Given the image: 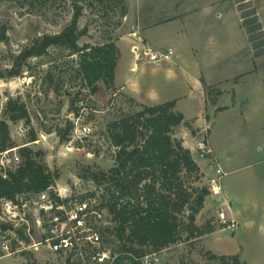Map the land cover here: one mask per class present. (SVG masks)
<instances>
[{"label": "rangeland", "instance_id": "374dc122", "mask_svg": "<svg viewBox=\"0 0 264 264\" xmlns=\"http://www.w3.org/2000/svg\"><path fill=\"white\" fill-rule=\"evenodd\" d=\"M224 1L216 12L225 11L229 6L231 11L239 9L247 34L220 30L223 25L234 27L233 13L226 16L228 19L217 21L215 12L203 23L200 38L192 31L189 40L188 37L184 42L181 40L187 48L190 66L202 69L214 82L229 79L218 86L210 85L222 91L216 105L207 97L203 118L209 121L212 116L211 130L209 127L196 130L195 120H190L174 134L182 140L187 134L184 145L192 150L195 160L205 170L204 185L209 187V179L215 175L214 157L227 172L222 180V194L209 195L197 218L198 225L213 220L218 232L192 240L185 239L184 234L177 243L156 252L159 261L154 264H222L210 256L211 252L239 254L240 260L241 257L245 260L243 264H264V72L259 71L252 77L249 74L256 62L264 66V0ZM75 4L84 5L80 25L88 27V34L79 41L81 45L101 44L110 39L117 43L124 38L120 42V79L124 77L130 84L155 80L157 64L140 62L139 68L132 70L136 54L125 38L133 39L132 46L143 43L159 48L145 38L144 31L147 29L154 34L165 31L163 28L170 25L168 21L176 12L171 0H126L128 14L125 17L117 6L106 0H0V27L7 26L6 39H0V69L11 68L14 56L35 37L60 33L71 21ZM163 41L166 47L180 46L169 37ZM78 59V55L71 54L66 47H52L48 55L32 59L30 68L22 75L0 78V120L7 118L5 109L9 98L24 102L30 115V123L9 121L15 152L21 157L20 148L25 146L35 152L43 151L38 160L56 174L54 185L63 192L71 187L82 191L97 185L90 173L107 171L115 164L116 147L109 138L108 124L146 105L120 85L107 88L103 81L96 94L90 93L76 71ZM48 72H52L53 81L42 80ZM235 81L240 83L236 101L233 100L234 87L231 88ZM178 91L180 95L187 94L185 88ZM212 92L210 99L219 94L217 90ZM202 105L199 93L183 96L180 101L188 118L197 115ZM227 105V109L216 115L219 109L214 106L226 108ZM82 125L91 127L88 136L78 131ZM210 131L214 156H202L203 145H196L192 135L206 145ZM33 133L35 141H31ZM64 135L66 139H62ZM80 183L78 189L76 184ZM232 211L236 212L237 231L221 227L222 214L229 220ZM107 239L112 249L120 252L118 238L110 234ZM0 264L80 263L50 252L26 251L9 256L0 252ZM229 264H233L232 261Z\"/></svg>", "mask_w": 264, "mask_h": 264}, {"label": "trees", "instance_id": "16d2710c", "mask_svg": "<svg viewBox=\"0 0 264 264\" xmlns=\"http://www.w3.org/2000/svg\"><path fill=\"white\" fill-rule=\"evenodd\" d=\"M106 1L117 6L123 17L128 14L126 0ZM84 9V5L75 4L71 21L60 33L35 37L25 45L14 56L11 68L0 69V78L20 76L30 68L32 59L48 55L52 47H66L71 54L78 55L76 71L90 93L100 90V81L112 88L121 51L113 39L101 44H80L81 37L88 34V27L80 25ZM6 33L7 26L1 25V40L6 39ZM53 77L52 72H48L42 80L53 81ZM213 90L219 94L210 99ZM221 93L218 88L206 86L207 97L213 104H217ZM176 104V100H171L142 105V109L108 124L109 138L116 147L115 164L107 171L90 175L105 189L104 199L114 221L110 234L120 241L117 264H142L138 258L177 243L184 234L185 239L192 240L218 230L213 220L197 224L210 190L203 184L205 175L192 150L174 135L179 126L186 124ZM5 115L7 118L0 120V153L15 146L9 121H31L26 104L15 98L8 99ZM36 139L33 133L31 141ZM20 152L22 162L15 170H8V177L5 178L0 169V200L14 198L25 191H40L54 184L56 174L38 160L43 151L35 152L25 146ZM210 256L222 264L230 261L243 264L239 254L228 256L211 252Z\"/></svg>", "mask_w": 264, "mask_h": 264}, {"label": "built area", "instance_id": "2783aa9c", "mask_svg": "<svg viewBox=\"0 0 264 264\" xmlns=\"http://www.w3.org/2000/svg\"><path fill=\"white\" fill-rule=\"evenodd\" d=\"M132 50L136 54L135 70L140 62L162 64L172 61L175 56L173 48L159 49L143 43L133 45ZM78 131L82 136H88L92 129L82 125ZM201 144L202 156L213 153L211 148ZM15 151L9 148L0 153V169L5 178L8 170H15L22 162ZM214 163L215 175L209 179L208 187L213 197L222 194V180L227 175L216 157ZM81 185L76 184V187L79 189ZM104 196V186L95 185L82 191L71 187L68 192H63L52 184L40 191H25L11 199L2 198L0 252L9 256L18 252L44 251L80 264H117L120 254L107 242L114 221ZM221 222L232 231L239 229L236 220H228L225 214H222ZM138 259L142 264L159 261L156 252Z\"/></svg>", "mask_w": 264, "mask_h": 264}, {"label": "crops", "instance_id": "0c3cea01", "mask_svg": "<svg viewBox=\"0 0 264 264\" xmlns=\"http://www.w3.org/2000/svg\"><path fill=\"white\" fill-rule=\"evenodd\" d=\"M223 2L225 1L224 0H171V4H173L172 6L175 8L176 12L171 15L168 21L170 25L167 27L166 23L165 24L162 23V26H166V28H163L165 29L164 32H156V34H154L149 30L145 29L144 34H145V38H147L149 42L159 47L160 49L173 48L175 50V56L173 60L170 61V63L165 62L162 64H157L156 66H158L159 68L156 67V72L154 73L155 80L153 82L146 81L144 84L142 82H140V84H135V83L130 84V82L127 83V79H125L124 77L120 79V74H119L120 61H119L116 70L115 86L120 85L126 93H128L129 95L138 99L139 101H141V103L146 105H156V104L164 103L166 101L176 100L177 101L176 110L181 111L184 114L185 122H189L190 120L192 121L195 120L194 129L198 130L200 128L209 127V130H211L210 124L212 122V116L209 115L210 116L209 121L207 118H203V113L205 109H207L206 85L204 84V82L209 86L210 85L218 86L222 84V81H226L229 79H225L222 81L219 80L214 82L208 78V76L203 72L202 69L199 68L197 69L195 66H190L189 64L190 58H187L186 56L187 48L185 47L184 43L181 42V40L184 42L185 37H188L189 40V37L192 35V31L193 34L194 31L197 32L195 33V36H199L200 38L202 34L201 30H203V23L206 22L207 19H210V17L213 14H215L216 10L220 8V5ZM228 8H226L225 11L216 12V18H218L217 21L221 19H228V17L226 16L230 15V13H233L232 18L235 25L234 27H229V28L226 25H223L220 30H222L223 32L228 31V33H233V34L235 33L239 34L240 32L247 34L245 28L242 26L243 18L239 14V9L231 11V9ZM166 37L172 38L175 42H179L177 44L180 46L176 45L177 47H175L169 45L168 47H166V45H163L164 42L163 40ZM122 39L124 38H121L117 41L120 51H121L120 42ZM125 39H129L130 47H132L133 39L130 38H125ZM188 40L186 41L188 42ZM179 47L182 49H180ZM189 55L191 56V54ZM166 63H169L170 65H166ZM132 70H135L134 65L132 66ZM259 71L264 72V66L261 67L256 62L253 68L249 71L250 77L254 75H258ZM239 75L241 76L242 74ZM232 87H234L233 100L236 101V99L239 96L238 93V89L240 87L239 81H235V83L232 84L231 88ZM180 88H185L187 94L180 95L178 91ZM194 93L195 94L199 93L201 95V100L203 102V105L197 112V115L193 116L192 118H188L185 111H183L180 107V101L182 100L183 96H191V94ZM214 107L215 109H217V106ZM228 107L229 106L227 105L225 109H227ZM223 111L224 110H220L219 112H216V115ZM210 134L211 131L208 135L206 145L212 149V152H214L215 148L210 141ZM192 136L194 138V142H196V145L202 143L199 140V138H196L194 136V134ZM186 137L187 134L182 136L184 143L186 142L187 139ZM200 167L201 169H203L201 164ZM202 171L205 172L204 169ZM224 197L226 198L225 194ZM227 202L229 201L227 200ZM230 215L231 218L236 220V212L232 211ZM216 232H218V230L213 233ZM216 254L228 255V256L236 255V254H227V253H216ZM242 259L243 258L241 257V261L244 262L245 260Z\"/></svg>", "mask_w": 264, "mask_h": 264}]
</instances>
